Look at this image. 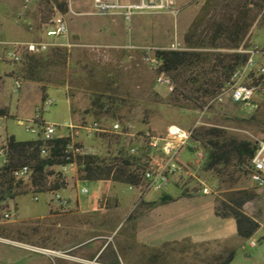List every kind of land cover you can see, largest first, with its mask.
<instances>
[{"label":"rangeland","instance_id":"374dc122","mask_svg":"<svg viewBox=\"0 0 264 264\" xmlns=\"http://www.w3.org/2000/svg\"><path fill=\"white\" fill-rule=\"evenodd\" d=\"M67 1L77 12H69L66 16L71 39L82 45L71 49L64 47L68 50L66 64L51 67L52 75L46 79L58 82L26 80L24 62L15 66L0 63V75L4 77L0 84V109L8 110L10 115L0 114V146L7 134L18 140L37 139L39 135L27 129L31 124L29 120L37 113H41L45 121L56 124V134L61 136L69 132L64 127L68 122L80 125L99 119L104 125L115 120L130 123L132 131L139 134H164L170 124L190 127L200 121L199 127H217L238 140L257 144L264 139V97L258 98L257 108L227 101L215 104L201 114L192 102L156 82V73L143 50L128 48L129 44L168 46L176 39L186 46L185 34L206 0H185L180 4L182 10L177 18L166 11H152L135 14L130 21L121 15L92 14L93 3L87 4L90 0ZM22 3L23 0H0V54L3 46L11 40L34 39L18 18ZM37 11L38 6L34 5L28 14L30 20H35ZM260 22L264 23L263 13L241 45L250 46L256 42L264 47V26ZM16 31H21L23 37L16 38ZM234 51L238 52L237 49L221 52ZM17 76L23 77L20 88L15 87ZM59 82L63 85L56 84ZM43 84L48 85L46 92L42 90ZM97 96H100V101L96 104ZM47 98L55 102L44 104ZM74 130L76 141L96 146L104 152L116 153L129 144H138L136 138H124L114 142L108 150L103 138H86L78 128ZM194 145L197 147L192 149ZM205 156V145L192 139L181 154V159L188 166L172 178L168 189L137 198V191L119 185L114 191L121 200L109 199L107 209L92 213H72L57 202L51 203L50 191L21 194L15 200L9 199L0 205V235L26 245L62 249L64 264H81L82 256L85 264H107L112 258V249L121 255V264H220L231 251L236 252L231 264H264V186L254 183L235 162L227 167L205 169ZM2 164L3 157L0 156V166ZM49 170L53 172L50 178L62 174L68 184V175L62 173L61 165ZM78 175L83 173L80 171ZM205 185L210 186L213 192L195 199L194 203H208L212 199L214 208L206 205L194 236L182 241L164 239L172 236L175 230L192 227V218L172 220L180 210L179 205L184 204L182 202H191L203 195L201 188ZM83 186L88 188V193L81 192ZM239 189H253L258 193L254 200L244 205V210L261 224L249 239L238 234L235 223L230 221L233 217L223 219L216 214L217 200H223L225 194ZM99 191L104 194L107 185L90 180L82 182L78 184V193L76 189L73 200L78 198L84 211H92L96 205L94 197ZM163 194L172 199L161 202ZM134 198L137 199L133 203ZM184 206L186 209L189 207ZM50 207L56 213L47 217ZM9 208L18 213L14 221L4 217ZM130 213L133 217L128 218ZM154 236L162 241L159 246L143 241ZM251 239L257 241L256 246L251 245ZM89 241L91 245L86 244ZM78 243L84 246L76 248ZM103 246L106 247L104 252L94 258ZM41 256L32 248L0 240V264L60 263L59 259L50 261L45 257L41 259Z\"/></svg>","mask_w":264,"mask_h":264},{"label":"trees","instance_id":"16d2710c","mask_svg":"<svg viewBox=\"0 0 264 264\" xmlns=\"http://www.w3.org/2000/svg\"><path fill=\"white\" fill-rule=\"evenodd\" d=\"M52 3H56L64 14L68 13L67 0H43L40 4L41 10L48 11ZM262 13L264 14V0H206L185 34L188 49L158 52L163 60L162 69L169 73L175 82L176 87L172 93L192 102L196 108L202 107L208 97L217 94L230 74L247 58L244 53L221 51L238 49ZM260 25L264 26V23L260 22ZM67 58L68 50L65 48H51L46 54L25 55L23 62L26 80L41 83L58 82L46 78L52 75L51 67L66 64ZM1 82L0 76V84ZM56 84L63 85V82ZM47 89L48 85L43 84L42 90L46 92ZM99 101L100 96H97L94 102L97 104ZM71 111L74 114L72 105ZM0 114L10 116L6 109H0ZM192 139L202 142L206 147L203 162L205 169L227 167L231 162H235L242 172L249 174L247 166L255 154L256 143L231 138L224 130L217 127H199L195 130ZM67 140L68 138L64 137L51 141L41 138L17 140L14 135H10L7 139L8 162L0 167V205L21 194L49 192L65 187L67 183L64 182L62 174L50 178L53 172L49 168L68 162L65 153ZM43 146L49 151L46 157L41 155ZM25 164L30 165L32 169L29 178L17 179L14 171ZM81 172H83L81 177L90 181L108 179L111 173L110 169L100 165L97 158L91 156L86 158L85 167ZM136 175L133 166H125L119 168L113 179L135 182ZM257 195L258 193L253 189H239L225 194L223 200H217L216 214L223 218L233 217L238 234L245 239L251 238L261 227V224L244 210V205L254 200ZM170 199L171 196L163 194L161 202L165 203ZM55 213L56 211L50 207L47 217ZM131 217H133L132 213L128 218ZM86 244L91 245V241ZM120 256L112 249V258L106 263L121 264ZM235 256L236 252L231 251L226 260L220 264H231Z\"/></svg>","mask_w":264,"mask_h":264},{"label":"built area","instance_id":"2783aa9c","mask_svg":"<svg viewBox=\"0 0 264 264\" xmlns=\"http://www.w3.org/2000/svg\"><path fill=\"white\" fill-rule=\"evenodd\" d=\"M42 1L23 0L18 12V18L33 34L34 39L6 43L0 54V63L5 62L15 66L23 63L25 55H40L51 48L65 47L71 49L82 45L72 40L70 36V28L66 16L69 12L77 14L73 10L71 3H69L68 13L64 14L56 3H52L48 11H42L40 8ZM34 5L38 6V11L35 20H30L28 14ZM181 10L179 0H93L91 13L102 16L121 15L127 21H130L135 14L152 11H166L173 15L174 18H177ZM128 48L143 50L147 55L148 62L156 73V82L165 86L170 92H174L175 82L169 73L162 69L163 60L158 55V52L168 50L184 51L188 49L185 45L176 39L168 46L129 44ZM237 51L247 55L245 62L235 68L222 89L202 107L197 108V112L204 114L213 105L227 101L242 104L249 108L258 107V98L264 97V47L254 42L250 46L241 45ZM22 80V76L16 77V88L21 87ZM54 102L55 100L47 98L44 104L50 105ZM29 122L32 125L28 124L27 129L38 134V138L45 141H51L59 137L68 138L65 146L68 162L61 165L62 173H68L69 170H75L79 173L85 167L86 158L90 156L97 158L99 164L106 169H110L111 173L108 179L111 180L119 168L133 166L136 169V181L127 182L126 185L129 190H136L141 196L150 192L162 193L171 183L174 175L186 170L188 164L181 159V154L192 140L195 130L199 127L198 125H200V121L190 127L173 123L166 128L164 134L152 132L139 134L132 131L133 125L130 123L124 124L120 120H115L110 125H104L101 120L93 119L80 125H74L70 122L64 124V127L68 128L69 132L61 136L56 134L57 125L45 121L41 113H37ZM74 128H78L86 138H103L108 150L114 142H119L124 138H136L138 144H129L127 148L119 149L116 153L104 152L96 146L76 141ZM196 147V145L192 146V148ZM8 153L9 146L7 141H5L0 146V156L3 157L1 166L8 162ZM41 155L43 157L49 155L46 146L42 147ZM247 168L249 169L251 180L260 187L264 186V139L258 141L255 154ZM31 172L30 165L25 164L14 171V176L17 179H27ZM88 191L86 186L81 188L82 193H88ZM201 191L204 194H211L213 189L205 185L201 188ZM50 192H52L51 203L57 202L60 207L68 208L69 201L59 190ZM35 198L37 199V197ZM107 201V199H104L103 207H106ZM16 216L17 213L12 208L4 212V217L8 221H14ZM251 245L256 246L257 241L251 239Z\"/></svg>","mask_w":264,"mask_h":264},{"label":"crops","instance_id":"0c3cea01","mask_svg":"<svg viewBox=\"0 0 264 264\" xmlns=\"http://www.w3.org/2000/svg\"><path fill=\"white\" fill-rule=\"evenodd\" d=\"M185 0H179V3L182 4ZM93 3V0H90L87 4L89 5ZM185 3V2H184ZM86 4V5H87ZM80 5V4H79ZM84 8V7H83ZM198 12V10H197ZM197 14V13H196ZM196 16V15H195ZM195 18V17H194ZM193 21V20H192ZM80 31V30H79ZM81 32V31H80ZM186 32V31H185ZM184 32V33H185ZM14 35L16 38L18 37H23V33H21V31H16L14 32ZM17 39H14L13 41H16ZM12 41V40H11ZM1 76V75H0ZM2 77V82H4V77ZM7 117V116H5ZM10 135L7 134L6 138L4 141H2L1 144H3L5 141H7L8 137ZM17 139V138H16ZM18 140V139H17ZM68 179H67V182L68 184H66L65 187L59 189L60 193L68 199L69 201V205H68V210L71 211L72 213H78V214H86V213H92V212H95V211H98V210H104V209H107L106 207H102L103 206V201L104 199H114L115 202L118 200H121L120 197H119V194L117 192H115L114 190L117 188V186L119 185H124V186H127V182H122V181H115L114 179H99V180H95L96 182H101V183H104L107 185V191L102 194V192H97L95 197H94V201H95V208L92 210V211H84L81 207V205L79 204V199L76 198L75 201L73 200V196H75V191L77 189V193H78V184L82 183V182H86L88 180L86 179H83L80 175H78V171H75V170H69L68 173ZM179 175V174H177ZM175 176V175H174ZM174 176L172 178H174ZM172 181V180H171ZM170 185V184H169ZM169 185L167 186L166 189H168ZM84 187V186H83ZM165 189V190H166ZM164 190V191H165ZM124 191V190H123ZM130 191H133V190H130ZM136 191V190H135ZM138 192V191H137ZM149 194H159V193H155V192H150ZM147 194V196L149 195ZM208 194H204L200 197H196L194 198V200H192L191 202H182L184 204H180L179 205V208L180 210L177 211L176 215H174L173 217V220H176L178 218L182 219H190L192 218V227L190 229H186V228H180L179 230H175L173 233L172 236H168L164 239H167V241H182L183 239H186V238H189V237H192L194 236V231H195V227L197 225L200 224V222H202V213L203 211L205 210V207L206 205L208 204L209 205V208H214V201L211 199L208 203H200L198 205H196L194 203L195 199L197 198H203V197H207ZM78 196V194H77ZM137 198H141V195L140 193L138 192V195L135 196ZM137 198H134L133 200V203L135 202V200ZM146 199V198H145ZM15 200V199H14ZM184 205H188L189 207L186 209V207ZM192 205V206H191ZM17 218H18V213H17ZM223 219H226V218H223ZM170 221V222H172ZM232 221L233 223H235V229L237 230V225H236V221L235 219H232L230 220ZM238 232V231H237ZM0 240L2 241H7V242H12V243H15L17 245H23V246H26V247H29V248H32L34 253H37V254H40L42 255L41 256V259H43L42 257H45L46 259H49L50 261H53V259H59L60 260V263L59 264H64V250L60 249H53V248H48V247H38V246H32V245H26V244H22V243H19L18 241H16L15 239H9L7 237H4L2 235H0ZM143 241L148 244V245H155V246H159L160 245V239L158 236H154L150 239H143ZM162 242V241H161ZM83 244H80L78 245L76 248H80L82 247ZM92 246L94 247L95 244H92ZM105 246H103L101 249H99L97 251V254L95 255L94 258H96L97 256H100L104 250H105ZM43 250V251H40V250ZM12 258H14V256H12ZM11 258V259H12ZM82 260L80 261L81 264H85L84 263V257L82 256L81 258ZM79 262V260L77 261Z\"/></svg>","mask_w":264,"mask_h":264}]
</instances>
